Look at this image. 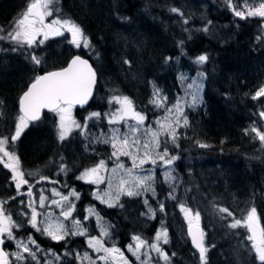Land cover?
<instances>
[{
    "label": "snow or ice",
    "instance_id": "6c2138e0",
    "mask_svg": "<svg viewBox=\"0 0 264 264\" xmlns=\"http://www.w3.org/2000/svg\"><path fill=\"white\" fill-rule=\"evenodd\" d=\"M58 4L59 0H27L9 27L0 28V42L6 45L0 47V52L21 53L33 66L34 73L26 89L18 96V112L14 121H7V113L0 112V116L9 124L7 132L0 133V165L10 173V176L5 174L7 183L3 186V195H0V264H72V261L75 264H131L125 252L115 243L106 246V242L112 238L114 225L105 222L94 206L85 207L83 219L77 218L76 201L80 200L81 194L75 188H69L65 182L61 185V189H67L65 194L56 187L60 181L44 174L39 167L27 171L24 169L18 144L30 125L38 127L47 118L45 110L52 114L55 140L61 147L76 143L78 138L85 152L90 145L110 146V155L84 167L75 177L77 181L96 186L91 193L94 200L108 208L123 209L122 197L142 198L145 211L139 215L149 220L157 216V208L151 205L150 199L157 201L160 213L166 212V201H176V207L187 224V237L198 253L199 264H210L208 254L215 245L206 244L205 231L201 227V212L193 210L178 195L183 185L173 168L174 162L180 158L173 154L174 149L180 148L179 130L190 127L186 109L195 110L204 104L201 93L204 92L208 77L200 69L210 60L209 54L202 52L191 58L198 69L195 77L182 72L178 74L177 80L184 96L177 97L171 106L168 96L153 84V93L148 102L165 112L163 118L157 117L154 125H146V114L136 110L127 95L118 94L108 96V111H90L81 121L73 115V110L76 106L83 109L89 105L98 84V70L80 54H70V58L65 57L59 66L54 64L51 69L47 67L44 46L52 38L61 37L76 49L92 48L84 28L72 19L62 17V9ZM223 7L238 18L234 21L237 26L238 21H255L259 26V34L255 39L264 45V0H223ZM170 12L181 17L183 31L189 33L190 40L192 29L187 27L190 18L185 17L184 12L177 7H171ZM211 26L212 21L207 20L195 31L208 34ZM185 43L184 39L176 43L180 57L187 55ZM180 57L175 58L177 63ZM172 62V56L163 57L164 65L170 66ZM123 64L131 67L129 59H124ZM250 95L252 101H264V82L259 83ZM4 104L0 100V105ZM258 117L259 121H254L243 132L245 136H252L253 140L259 141L260 152L264 153V105H261ZM105 121L108 132L101 131L96 135L90 131L92 127L102 128ZM13 123L14 128L11 126ZM195 143L199 148L210 147L199 140ZM92 151L95 153V148ZM122 157L131 162V167L127 166ZM108 161L112 162L111 169L108 168ZM49 165L55 166L57 177L71 171L63 154L55 153L45 167ZM157 169H160L163 184L168 185V193L163 201L158 199L157 194ZM45 183L51 187L45 188ZM105 183L107 187L100 191V186ZM37 185L40 187L37 188ZM17 202L18 207L14 212L12 208L17 206ZM211 206L221 221L231 218L227 229L236 230L235 234L241 237L236 252L243 258L242 264H264V189H261L259 202L257 193L253 191L252 199L240 218H236L227 207H218L214 202ZM16 216L20 219H16ZM91 217L96 219L99 235H92V230L86 225V222L90 224ZM29 228L56 244L63 242V255L51 247L41 248L33 232L28 231ZM21 231H28L26 238L18 239ZM72 237H83L87 250L81 253L71 248ZM8 242L15 245V250H6L10 246ZM169 243V230L161 221V227L156 229L151 241L134 233L126 248L135 257V264H172V257L176 253L169 256L163 248V245ZM65 257H71V260H65Z\"/></svg>",
    "mask_w": 264,
    "mask_h": 264
},
{
    "label": "trees",
    "instance_id": "16d2710c",
    "mask_svg": "<svg viewBox=\"0 0 264 264\" xmlns=\"http://www.w3.org/2000/svg\"><path fill=\"white\" fill-rule=\"evenodd\" d=\"M26 2L27 0L0 2V28L9 26L21 10V5ZM4 4L6 6L2 8ZM57 6L62 9V17L70 18L84 28L92 42V48L76 49L67 40L57 41L53 53L55 65L59 66L70 54H80L89 58L98 70L95 99L84 111H73L76 119L81 121L90 111H108L107 100L110 94L127 95L136 110L143 111L151 118L163 110L154 108L148 102L153 93V84L168 96L171 106L179 95L184 94L177 80L178 74L182 72L193 77L198 69L191 58L202 52L209 54L210 60L200 69L208 77L204 92L201 93L204 104L195 110L186 109L190 127L179 130L180 148L173 150V154H179L189 166H185L182 161L178 163L177 174L183 185L182 189L179 188L178 195L193 210L201 212L206 244L215 245L208 254L210 264H242L243 258L236 252L237 242L241 237L235 234L236 230L227 229L231 218L221 221L211 205L214 202L218 207H227L236 218H240L247 199L252 196L253 191L259 192L260 183L257 179L262 176L260 171L264 172V158L258 161L259 165L254 169L248 168L245 155L252 149L253 139L243 132L254 121H259L258 112L261 105H264V101H252L250 95L259 83L264 82V45L255 39L259 34L258 24L255 21H238L239 26L235 23L234 33L229 39L225 42L213 40L195 29L202 27L207 20L224 27L230 21L238 19L224 17L222 13L212 14V11L217 10L210 9L198 21H191L195 27L189 40V33L179 32L176 25L172 24L174 13L170 12V8H179L177 0H59ZM122 17L129 19L123 20ZM180 39L186 41L187 55L183 57H180V50L176 47ZM169 55L173 57V62L166 66L163 64V57ZM176 57H180L179 63L176 62ZM124 59L131 61V67L123 64ZM22 60L11 56L0 60V100L5 102L6 110L9 111L7 121L10 114L16 111L19 93L28 83L27 65L22 64L28 60ZM2 109L4 107L0 108ZM14 116L15 114L12 115ZM47 119L49 118L46 121ZM1 121H6L3 116H0ZM106 127L105 122L102 128L92 127L90 131L97 135ZM197 140L210 147L199 148L195 143ZM53 147L47 132L37 133L36 127H30L20 141L23 165L31 167L34 161L40 160ZM92 148H95V153ZM82 151L90 166L94 161L106 158L110 154V147L103 144L90 145L85 152L83 143L78 139L73 143L72 164L76 163V158ZM26 166L24 169L30 170ZM77 187L82 193V205H77L79 216H82L85 207L94 206L102 217L113 223L112 237L117 239L119 247H124L134 233L146 240L154 237L153 229L144 231L137 225L128 223L123 214L124 209L110 210L95 202L90 185L79 184ZM167 193L168 191L159 192L158 199L165 200ZM122 201L124 206L141 204L140 199L125 197ZM152 203L157 204V201L152 200ZM176 203L166 201L165 213H160L157 209V219L152 228L161 221L163 225L170 224L175 243L178 244L175 261L180 264H199L198 255H191L193 250L184 228L177 229L178 224L174 218L180 216V211ZM89 225L93 235L92 221ZM240 231L243 232L242 229Z\"/></svg>",
    "mask_w": 264,
    "mask_h": 264
},
{
    "label": "flooded vegetation",
    "instance_id": "af4514ba",
    "mask_svg": "<svg viewBox=\"0 0 264 264\" xmlns=\"http://www.w3.org/2000/svg\"><path fill=\"white\" fill-rule=\"evenodd\" d=\"M4 0H0V2H3ZM12 1H18V0H12ZM4 6H6V4H4L3 5V7L2 8H4ZM24 5H21V8L23 7ZM2 8H1V10H2ZM18 8V7H17ZM20 8V9H21ZM14 14H15V10H13L12 11V16H14ZM7 16H9V15H7ZM232 18L231 19H233V17L234 16H231ZM9 19H10V16L8 17ZM8 19V20H9ZM4 29H7V27L6 28H4ZM177 29H179V31H181V32H183V26H182V28H179L178 26H177ZM56 39V37L55 38H52V40H55ZM51 39H50V42L52 41ZM49 43V42H48ZM2 44L4 45V46H6L5 45V43L4 42H2ZM50 45V44H49ZM45 47V46H44ZM46 51H48L47 53H46ZM53 53H54V50L52 49V48H50V49H47L46 50V47H45V54L47 55V62L48 63H51V66L53 65V63H54V60H53ZM49 55V56H48ZM27 65V64H26ZM48 66V65H47ZM28 74V73H27ZM33 75H34V73H33ZM36 127V129H37V133L38 132H47L49 135H50V137H51V141H52V143H53V148H52V150H50V151H47L46 153H44V156L40 159V160H36V161H34L33 162V164H32V166L31 167H33V169L32 170H34V169H36V168H40L43 172H44V174H46V175H49L50 177H52V178H54V179H58L59 181H60V184H57L56 185V187L58 188V189H61V185L62 184H64L65 182L67 183V185H68V187L69 188H73L72 187V184H73V181L71 180L72 178H73V176H72V166H73V164H72V158H73V152H72V145L71 144H67L66 146H64V147H61L57 142H56V140H55V132H52L51 130L52 129H54V126H53V124H51V123H41L38 127L37 126H35ZM2 130H8V125H0V133H2V132H4V133H6L5 131H2ZM24 136V135H23ZM22 136V137H23ZM18 153L20 154V142H19V144H18ZM55 153H59V154H63V155H65V157H66V161H67V163L69 164V167H70V169H71V171H69V173L67 174V175H64V174H60L58 177L55 175V173H56V168H55V166H52V165H49L47 168L45 167V165H46V163L49 161V159L50 158H53V156H54V154ZM20 156H21V154H20ZM22 157V156H21ZM43 159V160H42ZM246 165L248 166V167H252L253 169L256 167V166H258L259 164L258 163H255L254 162V158H252V159H249L248 158V156H246ZM250 160V161H249ZM22 163H23V160H22ZM23 167L25 168V165H23ZM29 168H31L30 167V165L28 166ZM258 171H260V170H258ZM260 172H262V171H260ZM7 173V170L6 169H3V166L2 165H0V195H3V186L4 185H6V183H7V180H6V176H5V174ZM7 175L8 176H10V173H7ZM78 175H79V173H78ZM258 181H259V183H260V187H261V189H264V172H262V176H261V178H258L257 179ZM45 188H50L51 187V185H49V184H47V183H45L44 185H43ZM40 187V185H37V188H39ZM64 192H65V194H67V189H64L63 190ZM12 192L14 193V188L12 189ZM49 195H50V192L48 193ZM17 207H18V202H17V206H13V208H12V210L15 212L16 211V209H17ZM167 209V208H166ZM143 210H145L144 208H143ZM57 213H58V209H56L55 210ZM135 212H133V210L131 209V208H128L127 209V212L124 214L125 215V218H126V220L128 221V223H133V224H137V225H139L141 228H143L147 223L149 224V225H152L153 223H154V221H155V219L153 220V219H151V220H149V219H147V218H143L142 220H140V219H135L134 218V216H135V214H134ZM180 217L182 218V221H183V215L180 213ZM16 219H20V217L19 216H16L15 217ZM26 227H27V225H26ZM169 230V229H168ZM28 231H31V232H33V234H34V238L35 239H37V243H39L40 244V246H41V248H43V249H47V248H49V247H51V248H53V250L54 251H56L58 254H60V255H63V252L65 251V248L63 247V242H61L60 244H56L55 242H53V241H51V240H49V239H47V238H45V237H43V236H41L39 233H35L34 232V230H32V229H28ZM28 231H21L20 232V235L18 236V239L19 238H26V236H27V234H28ZM113 231H114V228H113V230H112V233H113ZM170 230H169V235H170ZM9 244H10V246L9 247H6V250L7 251H13V250H15V245L14 244H12L11 242H8ZM112 243H115L116 244V246H118L119 247V243L114 239V236L112 237ZM127 245V244H126ZM126 245H124V247H120L121 248V250L122 251H124L125 252V255L128 257V258H130V256H129V254L127 253V251H126ZM70 247L71 248H73V249H78L81 253H83L85 250H87V246H86V244L84 243V238L83 237H72L71 238V241H70ZM167 252V251H166ZM168 253V252H167ZM43 258V254L41 253V259ZM65 260H71V257H65L64 258ZM72 264H75V262L74 261H72Z\"/></svg>",
    "mask_w": 264,
    "mask_h": 264
},
{
    "label": "rangeland",
    "instance_id": "374dc122",
    "mask_svg": "<svg viewBox=\"0 0 264 264\" xmlns=\"http://www.w3.org/2000/svg\"><path fill=\"white\" fill-rule=\"evenodd\" d=\"M251 2V0H250ZM218 4V6H217ZM177 6L186 14V15H190V16H196L199 17L201 16L204 12L208 11L209 9H215L218 11L223 10L225 11V14L228 15V11L223 7V0H177ZM175 20V24L179 27L182 28V20L178 17L174 18ZM234 28H235V23L231 22V24H227L224 27H222L221 25H217L215 23L212 22V26H211V31L208 34H205L209 37H211L213 40H218L220 42H225L227 39H229L232 34L234 33ZM67 35V34H66ZM61 40H65L63 38L60 37ZM28 69L31 71L32 70V66H29ZM165 115V113L161 114L159 117L163 118ZM50 119H52V116L50 117ZM157 118L152 119V121L154 122L152 125L155 124V120ZM151 121V122H152ZM151 122H147L146 120V125L151 124ZM101 132V131H100ZM100 132L97 133V135L100 134ZM103 132H108V125L106 130H104ZM79 139V138H78ZM110 147V146H109ZM110 152H111V148H110ZM122 160H124V162L127 164L128 167H131V162L129 160H127V158H123ZM78 163V160L76 159V163L73 164L76 165ZM113 165L108 163V168L111 169ZM150 165H146V167H148ZM95 188L96 186L93 185ZM107 187V184H102L100 186V191H103L104 188ZM226 187V186H225ZM123 198V197H122ZM98 201V200H96ZM99 202V201H98ZM107 207V206H106ZM135 215L137 216L138 219L142 220L144 217H141L139 214L135 213ZM94 218V226L96 228V219L95 217H91ZM136 218V219H137ZM93 235H99V230L95 229L93 230ZM112 242L108 241V243H106V246H111ZM130 256L131 253H129ZM154 254V253H153ZM94 255V254H93ZM133 257V256H132ZM155 257V254H154ZM135 259V257H133Z\"/></svg>",
    "mask_w": 264,
    "mask_h": 264
},
{
    "label": "water",
    "instance_id": "95a60500",
    "mask_svg": "<svg viewBox=\"0 0 264 264\" xmlns=\"http://www.w3.org/2000/svg\"><path fill=\"white\" fill-rule=\"evenodd\" d=\"M91 101V100H90ZM90 101H89V103H90ZM86 107V106H85ZM76 109H78V110H81V108L79 107V106H76ZM84 109V108H83ZM46 111V110H45ZM189 241H190V239H189ZM190 244H191V241H190ZM191 247H192V245H191ZM195 250V249H194ZM196 251V250H195Z\"/></svg>",
    "mask_w": 264,
    "mask_h": 264
},
{
    "label": "bare ground",
    "instance_id": "6f19581e",
    "mask_svg": "<svg viewBox=\"0 0 264 264\" xmlns=\"http://www.w3.org/2000/svg\"><path fill=\"white\" fill-rule=\"evenodd\" d=\"M194 24V23H193ZM176 77V76H175Z\"/></svg>",
    "mask_w": 264,
    "mask_h": 264
}]
</instances>
